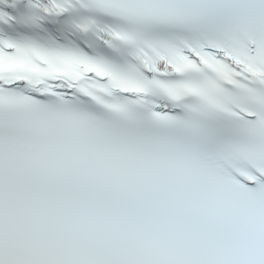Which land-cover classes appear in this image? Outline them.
<instances>
[{
    "label": "snow or ice",
    "instance_id": "1",
    "mask_svg": "<svg viewBox=\"0 0 264 264\" xmlns=\"http://www.w3.org/2000/svg\"><path fill=\"white\" fill-rule=\"evenodd\" d=\"M0 264H264V0H0Z\"/></svg>",
    "mask_w": 264,
    "mask_h": 264
}]
</instances>
